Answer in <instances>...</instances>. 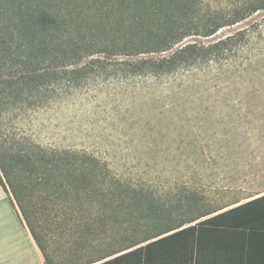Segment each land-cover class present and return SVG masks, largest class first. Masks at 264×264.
<instances>
[{
  "label": "trees",
  "instance_id": "1",
  "mask_svg": "<svg viewBox=\"0 0 264 264\" xmlns=\"http://www.w3.org/2000/svg\"><path fill=\"white\" fill-rule=\"evenodd\" d=\"M261 10L264 0H0V185L45 264H61L49 256L47 231H61L70 220L89 234L130 218L156 223L149 236L82 263L91 264L222 207L202 210L192 197L178 217L171 208L164 212L150 189L118 177L106 160L86 150L44 146L7 130L3 119L59 101L92 79L219 74L222 66L225 73L238 71L256 55L261 22L213 42H182L210 37Z\"/></svg>",
  "mask_w": 264,
  "mask_h": 264
},
{
  "label": "rangeland",
  "instance_id": "2",
  "mask_svg": "<svg viewBox=\"0 0 264 264\" xmlns=\"http://www.w3.org/2000/svg\"><path fill=\"white\" fill-rule=\"evenodd\" d=\"M256 21L264 26V10L210 37L189 36L182 44L213 42ZM262 35L256 55L238 71L225 73L222 66L219 74L197 70L136 82L92 79L12 121L5 114L6 129L44 146L99 156L118 177L150 189L162 210L171 208L177 217L192 197L202 210L224 207L264 191ZM189 189L194 193L180 201ZM153 223L118 220L89 234L70 220L61 231H47L49 256L54 263L82 264L149 236Z\"/></svg>",
  "mask_w": 264,
  "mask_h": 264
},
{
  "label": "crops",
  "instance_id": "3",
  "mask_svg": "<svg viewBox=\"0 0 264 264\" xmlns=\"http://www.w3.org/2000/svg\"><path fill=\"white\" fill-rule=\"evenodd\" d=\"M0 264H45L1 185ZM91 264H264V191Z\"/></svg>",
  "mask_w": 264,
  "mask_h": 264
}]
</instances>
